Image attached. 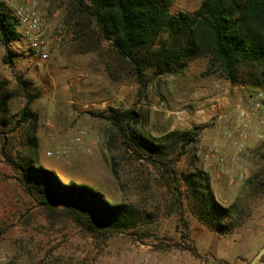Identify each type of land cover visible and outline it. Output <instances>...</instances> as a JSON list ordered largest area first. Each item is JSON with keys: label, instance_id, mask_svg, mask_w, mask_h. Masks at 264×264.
<instances>
[{"label": "rangeland", "instance_id": "obj_1", "mask_svg": "<svg viewBox=\"0 0 264 264\" xmlns=\"http://www.w3.org/2000/svg\"><path fill=\"white\" fill-rule=\"evenodd\" d=\"M37 1L42 19L53 28L50 59L34 56L22 35L7 48L0 42V75L10 96L7 114L0 119V264H247L264 246V139L258 137L259 124L251 131L257 125L249 122L248 138L239 147L238 120L228 115L232 107L221 110L215 99L228 95L233 106V86H245L240 100L264 94L247 84L249 69H241L232 82L221 70L208 71L206 58L195 57L172 73L155 76L142 60L122 57L78 10L76 0ZM172 1L173 13L194 12L202 2ZM7 50L13 65L3 62ZM25 89L40 94L31 106L39 119L37 148L28 140L31 125L18 123ZM129 110L139 114L132 126L150 138L160 140L176 130L187 134L169 139L170 157L193 137L171 170L189 221L187 241L166 181L152 163L128 149L119 125L111 120ZM80 130L89 135L76 142ZM210 148L215 156L206 159ZM4 152L32 158L64 182L91 185L113 203L130 204L138 233L99 239L60 210L46 209L25 191ZM184 174L200 176L189 187ZM206 182L216 200L232 209L219 222L204 206ZM162 242L173 247L158 249ZM185 246L194 247L197 255Z\"/></svg>", "mask_w": 264, "mask_h": 264}, {"label": "trees", "instance_id": "obj_2", "mask_svg": "<svg viewBox=\"0 0 264 264\" xmlns=\"http://www.w3.org/2000/svg\"><path fill=\"white\" fill-rule=\"evenodd\" d=\"M78 10L98 26L104 39L111 42L118 53L135 62H145L152 67L155 76L172 73L175 66L187 64V60L202 57L208 60V71L221 70L232 81L237 73L246 72L253 88L264 91V0H202L194 12L173 13L172 0H76ZM21 38L19 22L5 3H0V42L6 48ZM144 53L145 58H139ZM5 64L13 65V55L7 50L3 57ZM144 67V68H145ZM142 74V66L138 68ZM18 82L25 85L23 76ZM142 85H145L143 82ZM26 90V89H25ZM26 104L20 113L18 123L31 125L29 143L33 148L39 145L35 131L38 115L32 104L40 97L34 90H26ZM7 81L0 75V119L7 114L9 101ZM112 122L119 125L126 138L128 149L139 159L152 163L166 181L170 193L177 201L180 223L189 240V221L185 216L184 200L177 175L171 173L173 164L183 155V148L193 137L182 143V148L173 157L168 151L170 138L187 134L179 130L170 132L155 140L132 126L139 122L136 110H129L122 116H112ZM0 137H2L0 133ZM8 162L17 173L25 191L46 209L60 210L62 215L84 228L96 238L107 240L115 235L135 231L138 233L135 209L126 203H113L102 192L85 183L73 180L62 181L50 169L37 165L32 158L14 157L4 152ZM200 174H184L183 180L189 187ZM203 185L202 182H199ZM209 192L204 206L219 222L230 215L231 208L222 206L205 183ZM218 228H223L221 223ZM225 231V230H223ZM169 250L172 244L162 242L156 246ZM197 255L192 246H185ZM259 264H264V256Z\"/></svg>", "mask_w": 264, "mask_h": 264}, {"label": "built area", "instance_id": "obj_3", "mask_svg": "<svg viewBox=\"0 0 264 264\" xmlns=\"http://www.w3.org/2000/svg\"><path fill=\"white\" fill-rule=\"evenodd\" d=\"M9 8L17 18L19 22V28L21 35L24 36L29 43L30 50L34 56L39 57L42 60H48L51 56V24L44 21L39 12V5L37 0H1ZM227 92V90H226ZM262 98L264 94L260 92L258 97H249L246 100H239L233 106L230 104L228 95H222L220 98L215 99L218 108L223 110L222 107H232L229 110V119L236 118L238 120L237 129L238 136L240 138L239 147L244 145V142L248 138L249 134V122L258 111L263 107ZM216 104L212 105L215 108ZM259 126L261 127L258 137L264 139V119L259 120ZM89 135L87 130H80L75 135V141L81 142ZM229 135H232L231 133ZM61 151H58V153ZM63 153L66 150H62ZM216 150L210 148L205 154L206 159H211L215 156ZM57 152L49 151L48 155H56Z\"/></svg>", "mask_w": 264, "mask_h": 264}, {"label": "crops", "instance_id": "obj_4", "mask_svg": "<svg viewBox=\"0 0 264 264\" xmlns=\"http://www.w3.org/2000/svg\"><path fill=\"white\" fill-rule=\"evenodd\" d=\"M242 89H245V86H233V90L236 92L235 93V97H234V104L236 103V101L238 102L242 96V94L240 93V91ZM244 97H249V95H245ZM264 107V106H263ZM260 116H264V108H262L260 111H258V114L254 115V117L250 120V123L252 125H257L258 124V117ZM255 128H258V125L257 126H254V127H251V131H253Z\"/></svg>", "mask_w": 264, "mask_h": 264}, {"label": "water", "instance_id": "obj_5", "mask_svg": "<svg viewBox=\"0 0 264 264\" xmlns=\"http://www.w3.org/2000/svg\"><path fill=\"white\" fill-rule=\"evenodd\" d=\"M264 256V246L255 254L247 264H259Z\"/></svg>", "mask_w": 264, "mask_h": 264}]
</instances>
